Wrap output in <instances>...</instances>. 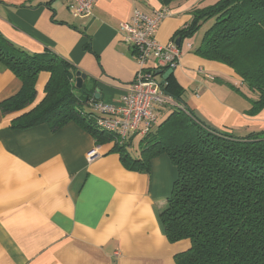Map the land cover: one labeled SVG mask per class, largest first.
Wrapping results in <instances>:
<instances>
[{"label": "crops", "instance_id": "obj_1", "mask_svg": "<svg viewBox=\"0 0 264 264\" xmlns=\"http://www.w3.org/2000/svg\"><path fill=\"white\" fill-rule=\"evenodd\" d=\"M206 1L168 5L171 13L159 27L158 42L174 40L192 21L194 8L212 5ZM137 6L147 13L163 7L159 0H98L90 13L77 15L61 0H0V32L30 53L69 60L87 73L85 89L98 101L118 103L139 67L122 30ZM191 40L182 41L174 71L182 101L161 106L159 122L171 105L186 104L219 130H264V109L249 115V99L225 84L232 80L240 87V76L196 54ZM49 78V72L39 74L34 105ZM21 88L22 81L0 63V102ZM20 114L0 109V264H177L175 256L191 242L171 243L160 219L178 177L166 153L152 159L150 172L131 170L113 142L98 144L77 123L57 131L48 123L12 128ZM137 137L143 138L132 137L129 147L139 157ZM95 148L99 154L90 161Z\"/></svg>", "mask_w": 264, "mask_h": 264}, {"label": "trees", "instance_id": "obj_2", "mask_svg": "<svg viewBox=\"0 0 264 264\" xmlns=\"http://www.w3.org/2000/svg\"><path fill=\"white\" fill-rule=\"evenodd\" d=\"M159 1L168 6L176 0ZM192 14L173 39L191 38L213 20L194 52L231 67L242 79L233 88L251 102L248 114H259L264 109V0H218L194 8ZM0 63L22 81L18 93L0 102L4 114L21 111L12 128L48 123L57 131L75 122L98 144L113 142V151L131 170L150 172L153 158L164 153L171 158L178 177L160 219L171 243L191 242L175 256L177 264H264V130H219L190 106L171 105L167 116L140 140L136 157L129 152L130 141L120 144L115 134L98 128L90 106L98 99L84 83L78 87L77 70L69 60L51 52L30 53L0 32ZM44 71L50 78L44 97L34 105ZM163 87L182 101L174 73Z\"/></svg>", "mask_w": 264, "mask_h": 264}, {"label": "built area", "instance_id": "obj_3", "mask_svg": "<svg viewBox=\"0 0 264 264\" xmlns=\"http://www.w3.org/2000/svg\"><path fill=\"white\" fill-rule=\"evenodd\" d=\"M77 15L90 13L98 0H61ZM167 6L147 13L139 6L134 7L130 21L122 24L126 41L137 53L138 70L135 79L124 90L118 103L90 102L96 124L102 131L116 135L120 144L134 136H145L159 122L158 111L163 105L174 104L172 96L164 90L162 80L156 78V71L176 69L180 64L182 48L175 40L163 45L157 40V32L163 20L170 15ZM192 48V44H188ZM99 154L93 149L88 160Z\"/></svg>", "mask_w": 264, "mask_h": 264}, {"label": "rangeland", "instance_id": "obj_4", "mask_svg": "<svg viewBox=\"0 0 264 264\" xmlns=\"http://www.w3.org/2000/svg\"><path fill=\"white\" fill-rule=\"evenodd\" d=\"M217 0H207L206 1V4L208 5V4H214L215 2H216ZM213 23V20H210V21H208V22H206L205 24H203V26L201 27V29H200V31L199 32H197L193 37H191V38H188V39H192L191 41L192 42H194L195 43V45H198L200 42H201V38H202V36L204 35V32L211 26V24ZM156 78L159 80V81H161L162 80V75H156ZM234 82L232 81V80H230V81H227L225 84L227 85V86H235V84H233ZM241 91H245V92H247V94L249 93L248 91H247V88L246 87H241ZM81 96H82V98L83 99H85L86 98V96L85 95H83V93L82 92H78ZM247 98V97H246ZM167 105H169V104H167ZM170 106V105H169ZM160 116V115H159ZM164 118V116H161L160 117V120H162ZM140 138H138L137 137V139H135V141H134V144L137 146V144L139 143V140ZM130 149H129V152L132 154V155H134L133 154V149H131V147H129ZM135 156V155H134Z\"/></svg>", "mask_w": 264, "mask_h": 264}, {"label": "water", "instance_id": "obj_5", "mask_svg": "<svg viewBox=\"0 0 264 264\" xmlns=\"http://www.w3.org/2000/svg\"><path fill=\"white\" fill-rule=\"evenodd\" d=\"M176 44L181 46L182 43V38L178 37L175 40ZM175 71L174 68H169L166 71L163 70H158L156 71L155 75H162V84H164L166 82V80L170 77L171 74H173ZM76 77H77V85L79 88H81L83 86V83L86 79H88L87 73L83 72L82 70H78L76 72ZM98 95V94H97Z\"/></svg>", "mask_w": 264, "mask_h": 264}]
</instances>
